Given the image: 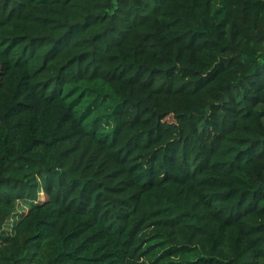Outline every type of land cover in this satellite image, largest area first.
Segmentation results:
<instances>
[{
	"label": "trees",
	"instance_id": "16d2710c",
	"mask_svg": "<svg viewBox=\"0 0 264 264\" xmlns=\"http://www.w3.org/2000/svg\"><path fill=\"white\" fill-rule=\"evenodd\" d=\"M0 264H264V0H0Z\"/></svg>",
	"mask_w": 264,
	"mask_h": 264
},
{
	"label": "rangeland",
	"instance_id": "374dc122",
	"mask_svg": "<svg viewBox=\"0 0 264 264\" xmlns=\"http://www.w3.org/2000/svg\"><path fill=\"white\" fill-rule=\"evenodd\" d=\"M217 4H219V2H218ZM220 4H221V3H220Z\"/></svg>",
	"mask_w": 264,
	"mask_h": 264
}]
</instances>
